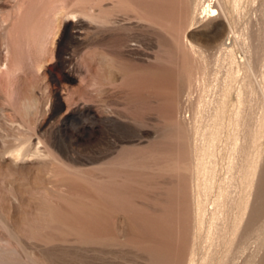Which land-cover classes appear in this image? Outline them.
Returning a JSON list of instances; mask_svg holds the SVG:
<instances>
[{"label":"rangeland","instance_id":"1","mask_svg":"<svg viewBox=\"0 0 264 264\" xmlns=\"http://www.w3.org/2000/svg\"><path fill=\"white\" fill-rule=\"evenodd\" d=\"M219 1L200 0L193 17L196 0H0V156L27 138L31 151L48 146L62 161L50 168L61 192L85 195L62 194L61 212L48 203L59 202L52 191L43 201L51 207L42 205L36 195L42 182L32 181L30 208L37 212L21 215L14 228L0 217V247L9 258L2 264H185L198 99L221 44L240 61L249 32L254 58V26L260 37L264 28V0L255 7L254 0H237L236 11L232 0H222L219 14L204 16ZM217 170L218 181L225 176L221 160ZM6 189L0 180L1 214L8 209L3 196L16 193ZM217 192L216 186L205 193L208 201L201 197L207 213ZM63 199L71 203V220ZM252 210L231 264L254 255ZM25 226L40 229L28 233Z\"/></svg>","mask_w":264,"mask_h":264},{"label":"bare ground","instance_id":"2","mask_svg":"<svg viewBox=\"0 0 264 264\" xmlns=\"http://www.w3.org/2000/svg\"><path fill=\"white\" fill-rule=\"evenodd\" d=\"M258 1L259 0H254V7L256 6ZM199 3L200 0H196L193 9V17L195 16ZM236 3L237 0H232L231 2L234 11L237 10ZM224 5V2L220 0L218 2V8L214 10L211 9V7H208V9L204 12V16L211 13H213L212 16L219 14L217 9H219L221 12V8L223 7L224 9ZM234 21L232 20V22ZM256 29L257 27L254 26V58L252 56L253 54L251 53V47L253 46H251V42L249 41V32L245 34V39L239 46L242 55L240 57V61L236 58L233 50H231L233 48L228 50V47H226L224 44H221L218 55L212 62V64L214 65V73L212 74V77H210L211 81L206 89L203 90V94L200 95L196 105V112L194 115L192 128V251L189 253L185 264H231L232 255L236 247V242L238 241L237 239L239 238L241 231L245 226V223H247L248 215L253 207L254 255L247 264H264V28L261 37L258 32L259 29H257L258 31ZM189 48L192 52L200 54V51L196 46L190 44ZM222 69L224 71V77L220 79L219 74L221 73ZM228 106H230L231 110L227 127V136L224 138L223 135L225 133V118L227 115ZM203 120L206 121L204 125ZM202 140L204 142L207 140V144H201ZM221 144L223 145V148L217 152V147H219V145ZM220 160L224 168L225 176L217 181V166L218 161ZM52 165L61 166L62 161L59 157L56 156L55 152L49 149L48 146L41 151L38 148L34 149V151H31L29 138H27L26 142L20 147L17 146L15 148L2 151L0 156V174H3V176H5L6 178L0 180L3 182L4 189L7 188L6 190L9 192H12L15 189L16 193L14 195L8 194L3 196V198L7 200L8 209L6 211V214L0 213V217H4L8 221L11 228H14L15 225L13 224L15 223V220L20 219L21 215H23L24 213L26 214L27 212H29V210L30 212L36 211H31L30 208L33 203L32 199L35 196L33 195L32 197V194L30 195L29 186L32 181H35V184H39L37 183L39 182V180H41L42 182L40 187H38V190H35L37 192L36 195H39V197L37 196L39 200H42L43 202L44 197L47 198L48 194L49 196H51L54 193V195L58 197L54 199L58 201V199L60 198L59 202L54 201L52 198L50 200H48L49 198H47L48 203L52 200L50 205H52V202H54L53 206H55L58 210L61 209L60 200L61 197L66 194V192H64L63 194V192H61L62 189H59L60 186L58 187V184L56 185V180L53 177L54 175H52V172L55 168L50 169ZM21 186L23 188L25 187L24 189L22 188L23 191H21V189H18ZM216 186L218 192L215 200L212 202L210 212L207 213L205 202H203L201 197H203L204 195V201H208L206 199L205 193L208 190H212ZM49 191H52L53 193H48ZM67 193H69L68 195L66 194L67 196H69V198L71 196V193H73L72 197L85 196L81 195L82 193L80 195H77L74 191H71V193L69 191ZM67 198L68 197H66V199ZM71 200H73V198ZM35 202L41 207L42 203L40 201L39 203L36 199ZM44 202L42 205L45 204ZM66 202L69 201L67 200ZM48 203L45 204L47 208L51 207L50 205L48 206ZM66 205L67 206L63 207H67L66 210L69 209V214L71 210V203ZM68 206L70 208H68ZM78 207L81 208V206ZM42 208L45 209L44 206ZM90 208L92 209V207ZM49 209L51 210V208ZM43 211L42 213H40L38 210V213L43 214ZM60 211L62 212V210ZM45 214L46 212L44 213V216ZM68 214L66 212L67 218ZM71 214H73V212H71ZM71 214H69V219L73 218ZM61 216L59 215V217ZM64 216L65 212L63 210V217ZM27 217L29 218L30 215ZM28 218L26 221H28ZM62 220H65V218H63ZM36 222L37 221H35L34 224H36ZM43 222H45V220H43ZM98 222L99 221H97L95 224H97ZM38 223L40 222L38 221ZM77 223H79V221H77ZM107 224H109L108 221ZM27 225L29 224L27 223ZM40 225L41 223L38 226L40 227ZM65 225L67 226V224ZM81 225L77 224L75 225V228L80 229V227H82ZM26 226L25 228L23 227L25 230L29 228H26ZM121 226L123 225L121 224ZM31 227L32 226H30V228ZM37 227L34 228L35 232L40 229ZM95 227H97V225H95ZM103 227L106 228L107 226H102V228ZM30 228L27 232H33L35 234L34 231L30 232ZM104 231V233L107 232L105 229ZM16 232L20 234L18 230ZM95 232L96 231H94V233ZM61 234L62 233H60V236H63ZM56 235L58 236V238L60 237L59 232H56ZM56 235L53 234V236H55L57 239ZM55 237H52L53 240ZM41 238L43 239V237ZM62 239L63 238H61L60 240ZM27 242H29V240ZM7 256L8 253L5 254V251L0 247V264L9 261V258L7 259ZM26 258L27 256L24 257L25 260ZM32 260H34V258ZM28 263L31 264V262Z\"/></svg>","mask_w":264,"mask_h":264}]
</instances>
